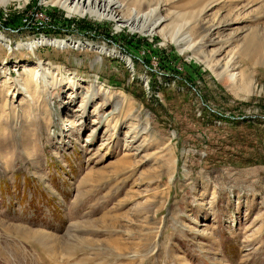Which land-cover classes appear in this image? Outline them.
<instances>
[{
    "label": "rangeland",
    "instance_id": "obj_1",
    "mask_svg": "<svg viewBox=\"0 0 264 264\" xmlns=\"http://www.w3.org/2000/svg\"><path fill=\"white\" fill-rule=\"evenodd\" d=\"M118 1L0 0V264H264V0Z\"/></svg>",
    "mask_w": 264,
    "mask_h": 264
},
{
    "label": "bare ground",
    "instance_id": "obj_2",
    "mask_svg": "<svg viewBox=\"0 0 264 264\" xmlns=\"http://www.w3.org/2000/svg\"><path fill=\"white\" fill-rule=\"evenodd\" d=\"M54 4H58L62 9L67 11L68 14L70 13V15L74 14V16H79V17L88 16L90 18H95L98 20H112L115 21L116 24L122 26V28H130L132 30L137 29L139 33L151 32L153 30H156L161 26L163 22L159 20L155 22L152 26L147 27L146 26L147 14L136 12L135 10L131 11L129 13V16L127 15L128 17H125L122 13V4L118 0H54ZM38 43L47 46L57 47L59 49L65 48L66 46L68 47L71 46L76 49L78 47V44H83V46L85 47V43H80L75 41L67 42L62 40H53L45 37H41L40 39L38 38L37 41L34 40L33 44H29V45L27 44L26 47L30 48V46L36 45ZM101 51H103L102 48L100 49L99 52L101 53ZM19 66L22 69V73H23L22 76H28V74L30 73L36 74V76H34L33 78L34 80L33 82L35 83L38 82V84H40L41 86L45 84L44 89L47 88L46 81L45 82L41 81L39 76L41 72H43L44 70L40 62L39 64H36L34 66L18 64L16 67ZM22 81H24V79H18L16 81V83L20 82L21 84L20 88H22V83H21ZM24 89L23 91L25 92L26 89L25 90ZM8 95L11 94L8 92L7 96ZM69 127H70L69 131L75 129V125L73 123H70Z\"/></svg>",
    "mask_w": 264,
    "mask_h": 264
},
{
    "label": "trees",
    "instance_id": "obj_3",
    "mask_svg": "<svg viewBox=\"0 0 264 264\" xmlns=\"http://www.w3.org/2000/svg\"><path fill=\"white\" fill-rule=\"evenodd\" d=\"M154 74H150V77L154 80ZM152 80V81H153ZM154 82H151V87H154V84H153ZM220 120H224L225 118H223V117H218ZM226 120V119H225ZM256 124H258V132L260 131V129H259V127H260V123H258V122H256ZM263 138H261L259 135H258V153H256V154H254L252 157H249L248 159H247V161H248V164H253V163H262L263 165H264V153H262L260 150H261V147H262V145L264 146V144H263ZM263 152H264V150H263ZM257 159V162H251L253 159Z\"/></svg>",
    "mask_w": 264,
    "mask_h": 264
}]
</instances>
